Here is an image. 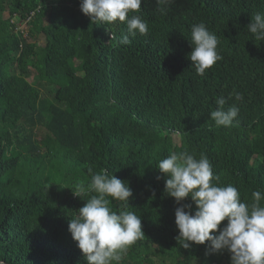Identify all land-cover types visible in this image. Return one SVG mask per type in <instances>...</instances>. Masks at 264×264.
Returning a JSON list of instances; mask_svg holds the SVG:
<instances>
[{"label":"trees","instance_id":"trees-1","mask_svg":"<svg viewBox=\"0 0 264 264\" xmlns=\"http://www.w3.org/2000/svg\"><path fill=\"white\" fill-rule=\"evenodd\" d=\"M80 3L0 0V259L87 264L69 221L95 195L91 175L107 169L130 185L126 210L142 218L145 234L119 264H230L226 251L207 254L208 242L178 243L180 205L165 194L157 165L173 151L203 153L214 182L235 186L242 201L264 189V41L246 29L264 0H142L132 14L148 33L129 45L118 43L126 24L93 23ZM200 22L222 56L204 76L188 58L191 26ZM233 90L243 99L225 108L236 104L239 115L218 127L210 112ZM183 203L195 211L191 198ZM111 207L119 212L122 202Z\"/></svg>","mask_w":264,"mask_h":264},{"label":"clouds","instance_id":"clouds-1","mask_svg":"<svg viewBox=\"0 0 264 264\" xmlns=\"http://www.w3.org/2000/svg\"><path fill=\"white\" fill-rule=\"evenodd\" d=\"M172 0H157L164 6ZM142 0H81L80 9L93 23L112 25L117 21L126 24L127 34L118 43L129 45V37L147 35L148 25L138 13ZM164 12L166 9H159ZM256 41H264V12H257L246 26ZM116 39L110 32V40ZM190 44L192 51L188 58L196 74L204 76L222 56L217 51L218 38L205 23L191 26ZM243 99L233 90L228 97L219 96L217 107L210 112L216 126L231 127L238 117L240 108L233 104L227 108L228 100ZM158 170L166 176L164 192L180 205L175 209L176 237L183 249H190L193 243L208 242V253L230 254V264H264V189L252 192L251 202L241 200L238 189L232 184L220 185L214 175L213 166L206 155L185 151H173L160 160ZM91 173L92 170L89 169ZM161 177H158L160 179ZM88 188L95 195L69 221V232L78 248L84 254L87 264H119L127 249L145 236L142 218L126 210L133 197V191L107 169L91 175ZM74 195L81 197L82 185H76ZM187 198L195 204H185ZM122 202L119 212L111 207L112 201ZM226 224L221 227L224 221ZM0 264H5L0 259Z\"/></svg>","mask_w":264,"mask_h":264},{"label":"rangeland","instance_id":"rangeland-1","mask_svg":"<svg viewBox=\"0 0 264 264\" xmlns=\"http://www.w3.org/2000/svg\"><path fill=\"white\" fill-rule=\"evenodd\" d=\"M19 25V29H22L24 31V34H26V28H25V25L21 23H18ZM38 42L42 45L45 43V38L43 35L39 36L38 37ZM32 83L36 84L37 82V78H35L34 76H32L30 79H29ZM43 137V135L41 133H38V136H37V139L38 140H41V138ZM176 137V141H179V138L177 136Z\"/></svg>","mask_w":264,"mask_h":264}]
</instances>
